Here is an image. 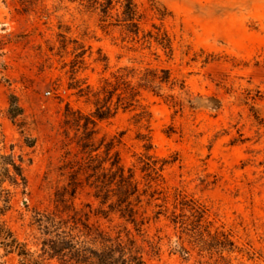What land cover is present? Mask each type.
Segmentation results:
<instances>
[{
  "label": "rangeland",
  "instance_id": "374dc122",
  "mask_svg": "<svg viewBox=\"0 0 264 264\" xmlns=\"http://www.w3.org/2000/svg\"><path fill=\"white\" fill-rule=\"evenodd\" d=\"M133 2L137 34L122 15L124 0L106 15L86 0H0V152L13 154L25 178L2 183L10 200L0 220L33 257L49 237L39 213L68 224L73 217L78 229L123 225L101 216L86 179L87 164L118 158L147 189L143 206L157 190L146 215L166 196L162 214L136 235L146 264H264V0ZM146 68L167 69L174 89L141 90L132 105L133 70ZM111 84L115 113L96 119ZM11 95L21 108L13 117ZM149 160L156 174L144 169ZM179 193L204 209L200 221L181 209ZM172 211L184 214L183 225L171 222ZM20 260L0 245V264Z\"/></svg>",
  "mask_w": 264,
  "mask_h": 264
},
{
  "label": "trees",
  "instance_id": "16d2710c",
  "mask_svg": "<svg viewBox=\"0 0 264 264\" xmlns=\"http://www.w3.org/2000/svg\"><path fill=\"white\" fill-rule=\"evenodd\" d=\"M99 4L100 11L106 15L111 8L113 0H86ZM122 15L127 22L130 32L137 34L139 31V15L136 10V5L133 0H124ZM96 8V7H95ZM132 77H136V81L130 87V101L132 105L138 103L141 90L151 91L155 95L160 96L161 86L170 84L169 88L174 89V82L170 80V74L167 69H144L141 73H136L133 70ZM118 84L121 77H116ZM113 85L111 90L107 91L106 101L104 105H95L93 116L96 119H105L111 117L115 110L111 108V98L114 92L118 89V85ZM180 90L183 86L179 87ZM120 96L117 95V103ZM165 100L171 102L173 106H180L181 101L177 100V96L173 94L165 95ZM211 107H217L212 104ZM7 112L10 117L18 115L21 108L16 104V97L11 95L8 99ZM139 119L145 115V111H140ZM90 123H94L91 119ZM85 150H90L88 153L89 161L93 160L91 156L92 144H82ZM149 159V158H148ZM96 164L89 163L86 167H90L91 172L86 174V179L89 186L93 189L92 196L98 200L101 210L100 214L104 218L115 215L118 219L123 220V225L115 226V230H105L99 227H92L85 222H80L82 228L78 229L77 220L72 217V224H68V219L58 218L53 214H38L36 221L43 225L44 233L49 235L41 242V253L36 257L25 249L23 243L18 242L9 230H7L0 220V245L6 252H16L21 258L20 264H48L47 260L56 259L60 264L69 262L75 264H146L144 258V248L137 242L136 235L144 237V229L151 220H156L162 214V205L166 202V196L162 198V204H155L159 207L153 211V215H146L147 206L151 201L158 199L155 197L156 188L148 192L146 206L142 204V196L147 194V189H141L135 179L134 171L131 168L125 169L120 164L118 158H114L109 162L108 166L104 163L106 158L98 160ZM144 169L149 170L153 174L157 173L156 161H143ZM165 161L162 162L163 166ZM161 168V167H160ZM150 181L156 182L157 176H151ZM9 181L11 184L18 186L25 183V178L22 173L21 163H17L13 154L0 152V199L3 201V206L0 207V215L8 207L10 200L9 189L3 188L2 183ZM74 191H72L73 195ZM179 198L181 209H187L191 212H196L197 221L203 217L204 209L193 201L186 200L185 196L175 194V200ZM175 207V206H174ZM166 211V209H165ZM171 222L184 224L182 216L184 214H175L174 211ZM79 221V220H78ZM127 225H131L134 233ZM76 230V232H75ZM225 243L226 236L222 233ZM141 241L148 243L149 250L153 253H158L159 248L145 238ZM232 244L231 242H228ZM222 246V245H221ZM224 247V246H222Z\"/></svg>",
  "mask_w": 264,
  "mask_h": 264
}]
</instances>
